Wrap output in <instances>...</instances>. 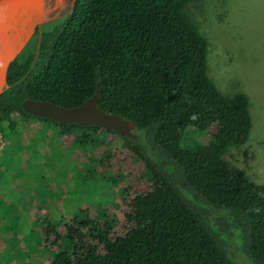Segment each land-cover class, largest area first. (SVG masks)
Instances as JSON below:
<instances>
[{"label": "trees", "instance_id": "trees-1", "mask_svg": "<svg viewBox=\"0 0 264 264\" xmlns=\"http://www.w3.org/2000/svg\"><path fill=\"white\" fill-rule=\"evenodd\" d=\"M194 1L77 0L65 16L38 26L37 44L29 41L10 65L0 96V134L8 142L0 226L14 222L19 238L21 187L38 169L56 168L51 158L65 161L75 150L92 153L85 162L94 167L116 145L124 156L108 168L140 167L151 184L132 195L124 236L112 235L117 221L107 212L93 219L78 213L64 233L63 220L45 219L43 240L60 246L51 264H264V185L227 159L250 140V100L223 94L209 76L208 41L186 13ZM99 82V108L134 121L137 139L23 110L26 99L82 105ZM31 121L52 129L47 152L49 130H32ZM212 129L207 145L193 137Z\"/></svg>", "mask_w": 264, "mask_h": 264}, {"label": "rangeland", "instance_id": "rangeland-1", "mask_svg": "<svg viewBox=\"0 0 264 264\" xmlns=\"http://www.w3.org/2000/svg\"><path fill=\"white\" fill-rule=\"evenodd\" d=\"M73 6L53 5L47 10L49 21L65 16ZM186 13L208 41V74L218 89L225 95L243 93L250 100L253 130L249 142L239 149L230 150L228 161L244 171L256 184L264 185V0H199L188 5ZM22 30L20 34L22 35ZM40 32H35L30 41L37 44ZM28 126L32 130L48 133L45 151L52 146V132L37 121ZM214 129L196 132L194 138L207 145ZM115 136H110L113 141ZM63 146H69L75 137L63 139ZM8 145L0 134V158ZM75 150L63 160L50 159L56 168H42L35 172L29 183L21 187V234L13 264H50L60 246L48 243L42 238L41 223L45 219L62 221L65 224L85 213L95 218L98 212L113 214L116 224L113 236H124L131 226L126 219L128 207L134 192L149 189L142 168H108L124 154L116 145L110 148L104 164L96 162L94 167L85 161L93 156ZM125 166L130 158H125ZM78 168L75 174L68 173ZM68 171V172H67ZM62 173L66 176L64 177ZM117 208H116V206ZM49 253V254H48ZM51 261H50V260Z\"/></svg>", "mask_w": 264, "mask_h": 264}, {"label": "water", "instance_id": "water-1", "mask_svg": "<svg viewBox=\"0 0 264 264\" xmlns=\"http://www.w3.org/2000/svg\"><path fill=\"white\" fill-rule=\"evenodd\" d=\"M77 0H0V96L8 86V71L12 62L24 50L36 28L49 21L46 12L53 5L63 6ZM22 30V35L20 31ZM103 86L97 84L94 95L86 103L66 108L50 101L24 100L22 107L30 116L48 118L60 124L96 126L112 130L122 137L137 139V125L120 115L101 110L98 102Z\"/></svg>", "mask_w": 264, "mask_h": 264}, {"label": "flooded vegetation", "instance_id": "flooded-vegetation-1", "mask_svg": "<svg viewBox=\"0 0 264 264\" xmlns=\"http://www.w3.org/2000/svg\"><path fill=\"white\" fill-rule=\"evenodd\" d=\"M14 233H15V237L14 240H12L10 238V232L7 229H5L4 226H0V262H2L3 264H13V262L16 259V255H17L16 250L18 248L19 242L16 241V239H18L16 235L18 234L15 230ZM46 245L47 243L45 242V249H48ZM51 263L52 261L50 262V264Z\"/></svg>", "mask_w": 264, "mask_h": 264}, {"label": "crops", "instance_id": "crops-1", "mask_svg": "<svg viewBox=\"0 0 264 264\" xmlns=\"http://www.w3.org/2000/svg\"><path fill=\"white\" fill-rule=\"evenodd\" d=\"M16 209H18L19 211H20V209H21V205L20 204H18L17 206H16ZM5 212L6 213H10L11 211H13L14 210V208H12V207H10V206H6L5 207ZM15 228V223L13 222V223H9V225H7L6 227H5V229H7L9 232H10V238L12 239V240H14V237H15V233H14V229ZM18 235H16V237H17ZM20 237V236H19ZM19 239V238H18Z\"/></svg>", "mask_w": 264, "mask_h": 264}]
</instances>
